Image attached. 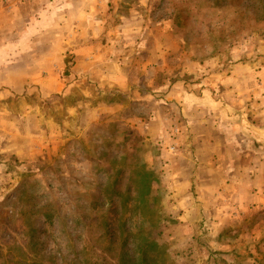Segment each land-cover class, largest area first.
Here are the masks:
<instances>
[{
	"label": "rangeland",
	"instance_id": "374dc122",
	"mask_svg": "<svg viewBox=\"0 0 264 264\" xmlns=\"http://www.w3.org/2000/svg\"><path fill=\"white\" fill-rule=\"evenodd\" d=\"M142 5L144 18L162 22L178 41L168 46L180 59L165 66L167 84L185 78L193 90L219 85L225 90L215 94L222 99L226 87L260 86L250 93L245 116L234 109L231 117L246 120L252 138L242 141L264 154V0ZM85 91L75 83L52 104L34 92L28 106L12 98L5 107L17 115L32 107L41 130H29L21 119L0 122L8 138L0 150V264H264V178L253 186L257 173L246 175L249 188L237 189L240 200L258 196L260 202L214 204L213 188L224 175L199 172L192 157L193 171L183 186L174 184L183 162L177 152L169 157L159 150L166 140H147L141 125L121 117L84 133L75 123L64 125L65 104L78 103ZM88 98L93 105L121 100L97 90ZM218 191L216 197L229 200L227 189Z\"/></svg>",
	"mask_w": 264,
	"mask_h": 264
},
{
	"label": "crops",
	"instance_id": "0c3cea01",
	"mask_svg": "<svg viewBox=\"0 0 264 264\" xmlns=\"http://www.w3.org/2000/svg\"><path fill=\"white\" fill-rule=\"evenodd\" d=\"M123 1L0 0V107H7L12 98L28 106L27 98L34 92L52 104L54 97L62 98L75 83L82 84L86 95L76 104H65L64 125L75 123L84 133L112 117H121L127 125L139 124L147 140L156 144L166 140L159 150L165 149L169 157L177 152L183 162L174 184L183 186L193 157L199 172L224 175L221 185L211 186L214 204L260 202L258 196L240 200L242 192L237 189L246 186V175L253 178L257 173L253 186L261 183L263 148L247 147L242 139L252 137L245 132L246 120L238 123L231 117L234 109L245 116L250 93L259 92L260 86L228 85L229 95L222 99L215 94L225 90L219 85L193 90L185 78L167 84L165 66L172 57L180 59L175 47L168 49L178 43L176 36L162 22L144 18L145 0L128 5ZM96 90L119 94L121 100L93 105L88 97ZM4 108L1 124L21 119L29 130H41L32 107L19 115ZM4 128L1 125L0 150L8 141ZM219 189H227L228 201L216 197Z\"/></svg>",
	"mask_w": 264,
	"mask_h": 264
},
{
	"label": "trees",
	"instance_id": "16d2710c",
	"mask_svg": "<svg viewBox=\"0 0 264 264\" xmlns=\"http://www.w3.org/2000/svg\"><path fill=\"white\" fill-rule=\"evenodd\" d=\"M44 223H48V219H46V221H44ZM141 264H149L146 260L144 262H142Z\"/></svg>",
	"mask_w": 264,
	"mask_h": 264
}]
</instances>
